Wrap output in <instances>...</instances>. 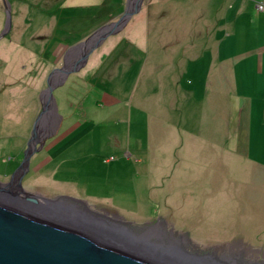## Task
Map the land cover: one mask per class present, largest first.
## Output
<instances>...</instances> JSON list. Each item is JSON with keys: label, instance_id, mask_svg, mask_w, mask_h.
Here are the masks:
<instances>
[{"label": "rangeland", "instance_id": "1", "mask_svg": "<svg viewBox=\"0 0 264 264\" xmlns=\"http://www.w3.org/2000/svg\"><path fill=\"white\" fill-rule=\"evenodd\" d=\"M11 1L16 4L12 19L14 28L0 38V138L7 140L0 148L2 181H9L21 165L35 119L42 109L39 96L47 83L43 87L42 82H35L37 76L30 77L32 70L54 65L49 75L54 68L64 64L65 54L54 50L59 39L63 42L70 37L84 40L103 26L92 32L90 29L100 24L101 17L77 13L67 19L70 21L64 28L66 34L60 29L63 27L59 24L61 13L57 17L56 12L49 13L57 6L55 0H50L54 3L47 0L45 5L42 0H37L34 3L38 7H33L27 0ZM149 1H144V7ZM257 1L264 3V0H159L156 5L165 12L151 18L150 23V35L160 38L159 46L147 44L145 53L137 51L130 56L133 62L141 63L147 57L148 68L158 62L163 64V69L157 75L140 76L142 65H136L138 76L135 79L128 77L124 87L127 85L132 89L135 80L139 81V86L130 91L131 95L120 92L122 96H132L131 103L124 107L109 105L98 88L76 101L70 112L73 119L65 120L58 132L46 139L43 148L32 155L30 169L22 180L24 187L45 197L66 195L84 200L94 209L119 216L137 226L159 221L162 227L167 225L169 230L172 229L179 239L188 235L187 245L193 251H215L221 256L236 250L241 252V258L251 261L241 262L237 256L230 255L238 260V264H264V260L260 262L264 259V156L251 158L253 164L250 165L247 160L243 164L226 161L228 165L223 167L226 170H222V158L231 149L224 148L221 155V140H216L219 147L216 144L207 147V140H204L209 135L206 133L208 125L202 119L212 117V112L203 110L200 103L187 105L183 96L188 91L180 96L174 92L164 94V97L162 93L157 96L152 92L161 84L171 85L179 67L188 61L187 54L199 55L202 59L217 54L220 42L223 49L225 44L228 45L224 49L226 54L251 48L252 34L258 23H251V17H240L239 8H252L255 15ZM39 7L44 8V12ZM175 29H181V35ZM40 36H44L43 39ZM218 38L223 40L217 41ZM20 44L25 48H16ZM49 45L51 48L47 50ZM12 49L15 59L12 64L25 63L26 67L5 65L11 60L9 51ZM28 50H36V53L24 58L28 56ZM193 52L198 53L193 55ZM220 55L224 56L223 50ZM126 60L123 53L116 57L111 55L100 77L105 79L106 74ZM29 79L33 83L27 86L24 82ZM181 81L185 83L187 77L176 78V82ZM233 84L227 82L226 92L221 88L222 102L226 103L225 109L220 108L216 113L218 117L224 118L226 112L232 111ZM183 85L179 89H184ZM60 88L54 90V95L59 113L64 116L69 113L62 103L67 89L62 91ZM143 89L151 96L144 101L148 102L145 108L137 103L142 94L146 95ZM107 90L112 91V86L108 85ZM171 100L175 102L167 107L168 111L162 108L166 107L165 101L170 103ZM52 111L54 119L58 120L55 110ZM173 116L178 122L175 135H171ZM70 117L71 114L68 119ZM11 122L12 130H8ZM166 122H169L167 126ZM9 131L12 132L9 134ZM2 143L4 141L0 139ZM52 143L55 145L49 146ZM37 145L39 147V143ZM201 150L202 155H199ZM207 155L216 162L217 171L199 166V161L207 159ZM40 159L47 162L36 169V161ZM186 191L189 192L185 194Z\"/></svg>", "mask_w": 264, "mask_h": 264}, {"label": "crops", "instance_id": "2", "mask_svg": "<svg viewBox=\"0 0 264 264\" xmlns=\"http://www.w3.org/2000/svg\"><path fill=\"white\" fill-rule=\"evenodd\" d=\"M27 1H29L30 4H33V7L37 5L34 3L37 0ZM42 2L43 5H45L47 0H42ZM49 2L51 3L52 1L49 0ZM54 2L57 6L53 10L50 9L49 13H52V11L56 12V17L58 16V13H61L62 16L59 18V24L63 25V27H60V29H62L64 32H66L64 30L65 26L69 23L68 21H70H67V19L75 17L77 13L87 12L86 17H101L102 21H100V24L90 29L93 32L99 26L117 20L124 12L127 4V0H75L73 1L74 4L71 3V0H55ZM158 2L159 0H150L149 3L147 2L148 6H146L147 4L145 5L146 7H144L143 3L139 13L134 14L122 30L108 36L105 39V42L91 53L86 65L79 71L69 75L67 80L58 87L60 88L62 86V91L67 89L66 94H64L62 98V103L63 107L69 112L64 114L61 126L64 124L65 120L69 121L73 119L72 113L70 112L75 106L76 101L89 94V92L93 91L94 88H98L99 90L103 91L102 98L105 99L109 105H113L115 108H118L119 106L124 107L127 105V103H131L132 96H126L124 94L122 96L120 92L130 93L131 95L130 91L136 90V88L139 86V81L135 80V84L132 86V89L127 87V85L124 87V84L126 83L124 81L127 80L128 77L134 76L135 79L138 76V69L136 65L139 67L142 65L141 69L139 70L140 76L143 74L157 75L156 73L163 69V64L158 62H155L151 68H148L147 57L145 58L144 62L141 63L138 61L133 62V58L130 56L135 55L137 51L145 53L144 48L147 46V44L159 46L160 38L155 39L150 35L151 18H157L159 15L164 14L165 12L159 5H156ZM258 2L260 1H257L256 4ZM11 3L13 19V11L16 7V4H14L12 1ZM256 4L255 15H253L254 10L252 8H247V10L242 9V7L239 8L240 17L244 19L251 17V23H258L256 30L252 34L253 39L251 41L253 42V45L251 48L241 52L226 54L224 49L227 48L228 45L225 44L223 49L222 43L220 42L219 51L217 54L208 55V57H203V59L200 58L199 55H195L198 52H193V55L195 56L187 54L186 57L188 61L179 67L178 72L174 75L175 80L171 83V85L161 84L157 90L152 91L155 92V95L157 96H159V93H162V97H164V94L168 95L169 93L174 92L180 93V96L188 91L187 94H184L185 96H183L187 105L194 103L193 106H195L200 103L204 108L203 110L212 112V117L210 116L206 120L204 118L202 119L205 125H208L206 128V133L209 135V138L204 140H207V147H211L212 144H216L219 147V144L216 142V140H221L220 146L223 149L222 153L220 151L221 155L224 152V148L231 149L229 150L230 153L226 155V157L223 156L222 158L224 161L222 162V170H226V168L223 169V167H227L228 165L225 163L226 161L228 163L243 164L247 160V162H249L248 164L250 165V163L253 164V160H251V158L264 156V11L258 10L256 8ZM38 6L39 5L36 7ZM50 6H52V4H50ZM41 10L44 12V8H41ZM5 23V8L2 4V1L0 0V33L4 29ZM12 23L14 24V20ZM13 28L14 26L12 25L10 32L13 30ZM175 30H178V35H181V29ZM66 34L68 33L66 32ZM43 37L44 36H40L39 38L43 39ZM78 40L80 39L70 37L64 39L63 42L61 39H59L58 41H60V43H56L58 45L54 48V50L56 53L59 51L61 52L60 54L63 53L64 55L70 47L82 41V39L80 41ZM221 40L223 39L218 38L217 41ZM225 40L226 39H224V41ZM51 45H49L47 50L51 48ZM23 47L25 48L23 44H20L16 48L21 50ZM190 47H192V43ZM206 47L207 51H209V45ZM222 50L224 56L220 55ZM13 51L14 49L9 51V56H12ZM35 51L36 50H28V56L26 55L24 58H28L29 55L35 54ZM39 51L41 52V49ZM98 51L99 53H97ZM121 53L126 56L127 60L119 63L117 68L113 69L111 73L109 72L106 74L105 79L100 77L103 67L106 62H108L110 56L113 55L116 57ZM2 57H6V55H2ZM19 57L21 58V56ZM12 61H15L13 56L11 57V60H9V62L5 65L10 68L13 66L26 67L25 63L23 65L15 66L12 64ZM201 65L202 67L200 70ZM53 67L54 65L51 66V64L44 65L42 68L37 67V69L32 70L30 77L37 76L35 78V82H42L44 87V83H47L48 73ZM116 72L117 74H115ZM178 76H181L182 79L187 77V81L185 83L182 82L183 80L181 83L176 82V78ZM40 77H42V81H39ZM30 79L29 81L24 82V84L27 86L32 84L33 82H30ZM146 80H148V76H146ZM227 82L234 83V93H232L234 98H231L233 100V106L231 108L232 111L230 114H227L226 112L224 118H221L218 117L216 113H218L220 108L225 109L226 102H222L221 93L223 92L222 89L225 90V85ZM182 83L185 84L183 85L185 88L179 89V86L182 85ZM108 85L112 86V91L107 90ZM230 86L232 87V85ZM58 88L56 91L59 90ZM201 88L204 89V92L201 91ZM143 91L146 92V95L142 94L141 99H138L137 103L142 108H145L147 107L148 102L144 101H147V99L151 98V96L146 89H143L142 92ZM180 91H182V93ZM197 93L198 96H196ZM175 96H177L176 99L179 98L178 95ZM165 102L166 107L163 106L162 108L167 109V107L174 105L175 101L171 100L170 103H168V101ZM70 114L71 117L68 119V115ZM213 117H216L217 119H214ZM6 118L8 117L6 116ZM175 118L177 117L173 116L170 121L171 127H173V129H171V135H175L174 133L176 130V123H178L175 122ZM168 123L169 122H166L165 125L167 126ZM11 124L12 122L10 124L8 123L10 127L8 130H12L13 125ZM11 132L12 131H9V134ZM217 135L218 137L213 138ZM0 139L4 141V143L0 144L1 148L7 144V140H5L4 137H1ZM228 139L230 140L229 143L227 142ZM54 143H52L53 145L50 144L49 146H54ZM173 147H175V145H173ZM199 155H202V150L200 151ZM244 157L246 158L245 160L239 161V159ZM42 161L43 163L41 164ZM46 162L47 160L45 159L36 161L37 164L35 165V168L37 169L39 165L42 166L46 164ZM249 165L247 166L248 169ZM199 166L207 167L212 172L217 171L214 167L216 166V162L210 160L209 155H207V159H201L199 161ZM262 168H264V165H262ZM188 192L189 191H186L185 194ZM32 193L40 194L39 192L35 191Z\"/></svg>", "mask_w": 264, "mask_h": 264}, {"label": "water", "instance_id": "3", "mask_svg": "<svg viewBox=\"0 0 264 264\" xmlns=\"http://www.w3.org/2000/svg\"><path fill=\"white\" fill-rule=\"evenodd\" d=\"M144 1L127 0L117 20L70 47L64 64L48 75L47 87L40 94L42 109L35 119L24 159L9 181L0 180V264H238L236 258L220 256L215 251L189 249L188 235L177 239L172 229L170 235H164L159 221L137 226L94 209L84 200L66 195L45 197L31 193L23 185L32 155L62 124L54 90L85 66L108 36L123 29ZM3 3L6 23L0 38L12 27V4L10 0ZM53 109L58 120L53 117Z\"/></svg>", "mask_w": 264, "mask_h": 264}, {"label": "flooded vegetation", "instance_id": "4", "mask_svg": "<svg viewBox=\"0 0 264 264\" xmlns=\"http://www.w3.org/2000/svg\"><path fill=\"white\" fill-rule=\"evenodd\" d=\"M164 224V223H163ZM163 229H164V231L165 232H163L164 233V235H169V229H168V227H167V225H163ZM233 251H235V254H234V252ZM233 251H227V252H225V255H235V256H237L236 258H238L241 262L244 260L243 258H241L242 256H241V252L240 253H238L236 250H233ZM239 255V256H238ZM263 260L264 259H260V262H263ZM244 261H246V260H244ZM246 262H251V261H246ZM247 264V263H246Z\"/></svg>", "mask_w": 264, "mask_h": 264}, {"label": "built area", "instance_id": "5", "mask_svg": "<svg viewBox=\"0 0 264 264\" xmlns=\"http://www.w3.org/2000/svg\"><path fill=\"white\" fill-rule=\"evenodd\" d=\"M256 8H257L258 10H260V11H264V3H262V2H258V3L256 4Z\"/></svg>", "mask_w": 264, "mask_h": 264}, {"label": "bare ground", "instance_id": "6", "mask_svg": "<svg viewBox=\"0 0 264 264\" xmlns=\"http://www.w3.org/2000/svg\"><path fill=\"white\" fill-rule=\"evenodd\" d=\"M34 194H37V193H34ZM128 222V221H127ZM130 223V222H129ZM175 238H177V239H179L178 237H175ZM182 239V238H181ZM234 254H235V252H234ZM221 255H225V254H221ZM235 256V255H234ZM232 258V257H231ZM233 259V258H232ZM236 261H237V259H236Z\"/></svg>", "mask_w": 264, "mask_h": 264}]
</instances>
